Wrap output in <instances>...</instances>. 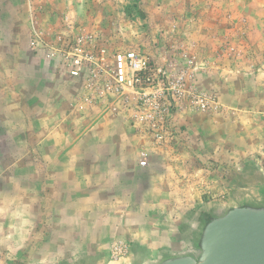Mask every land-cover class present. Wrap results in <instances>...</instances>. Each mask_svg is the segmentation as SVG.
<instances>
[{
  "label": "rangeland",
  "instance_id": "1",
  "mask_svg": "<svg viewBox=\"0 0 264 264\" xmlns=\"http://www.w3.org/2000/svg\"><path fill=\"white\" fill-rule=\"evenodd\" d=\"M78 49L146 56L156 85L184 74L215 104L171 91L158 140L134 96L71 76ZM263 179L264 0H0V264L191 253L209 212Z\"/></svg>",
  "mask_w": 264,
  "mask_h": 264
},
{
  "label": "built area",
  "instance_id": "2",
  "mask_svg": "<svg viewBox=\"0 0 264 264\" xmlns=\"http://www.w3.org/2000/svg\"><path fill=\"white\" fill-rule=\"evenodd\" d=\"M65 62L68 65L69 73L73 77H81L84 73H90L92 82L99 83L103 92L115 96H134L136 102L129 106L133 110L132 120L136 124H147L154 138L163 140L166 137L169 118L171 117V105L166 102V96L171 91H176L179 98H190L192 107L201 111L209 110L215 104V98L203 94L195 88H187L184 74L179 75L181 88H170L164 80L157 85L153 80V66L148 57L136 52H116L112 55V63H108V56L105 50L89 51L77 50L66 52ZM158 76L165 78L166 72L163 68L156 70ZM94 84V83H93ZM161 98L165 99L161 103ZM126 101V102H127ZM154 104V111H149ZM141 167L147 165L146 161L141 162ZM123 253L122 248L116 249L119 256Z\"/></svg>",
  "mask_w": 264,
  "mask_h": 264
},
{
  "label": "water",
  "instance_id": "3",
  "mask_svg": "<svg viewBox=\"0 0 264 264\" xmlns=\"http://www.w3.org/2000/svg\"><path fill=\"white\" fill-rule=\"evenodd\" d=\"M255 193L221 213L209 212L192 237L191 253L108 264H264V179Z\"/></svg>",
  "mask_w": 264,
  "mask_h": 264
}]
</instances>
